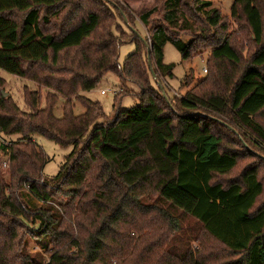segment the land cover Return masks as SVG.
I'll use <instances>...</instances> for the list:
<instances>
[{
	"label": "trees",
	"instance_id": "trees-1",
	"mask_svg": "<svg viewBox=\"0 0 264 264\" xmlns=\"http://www.w3.org/2000/svg\"><path fill=\"white\" fill-rule=\"evenodd\" d=\"M188 1L163 0L159 21L152 19L155 9L140 12L142 36L112 0H0V70L48 90L44 108L38 92L26 91L24 112L4 97L0 78V135L20 137L0 145L9 163L8 181L0 172V264H36L25 252L26 237L48 254V264H127L139 246L123 232L125 222L129 214L152 211L141 202L148 194L196 220L221 249L203 252L200 260L172 256L167 264H264V204L258 205L264 194V6L233 0L231 17L243 19L255 46L243 61L220 33L225 23L209 2L193 11L209 10L212 36L187 44L177 37ZM67 6L74 11L62 15ZM127 43L135 50L121 66L119 49ZM199 43L210 48L206 77L195 93L168 96L157 85L173 78L165 46L189 61ZM108 73L139 89V104L130 109L119 107L123 91L115 94L111 117L80 95ZM59 98L63 117L56 119ZM73 99L81 115H73ZM34 135L72 147L52 178L42 176L49 159ZM246 159L256 163L225 183L216 180ZM153 208L172 221L169 212Z\"/></svg>",
	"mask_w": 264,
	"mask_h": 264
},
{
	"label": "rangeland",
	"instance_id": "rangeland-1",
	"mask_svg": "<svg viewBox=\"0 0 264 264\" xmlns=\"http://www.w3.org/2000/svg\"><path fill=\"white\" fill-rule=\"evenodd\" d=\"M112 1L129 13V21L125 18L124 22L126 24L129 22L132 28L141 32L140 34L142 36H145L146 28L138 20L137 15L140 12L155 9L156 14L153 15L152 19L154 21H159L162 17L163 0ZM203 2L211 3V9L218 11L222 23H225V29L220 33L230 38L232 43H234L235 47L238 49L239 54L242 56L243 61H246L254 52L255 46L250 41L243 19L241 18V20H238L231 17L230 8L233 0H189L187 3L189 8H186L185 13L182 14L186 20L184 28H182L184 31L177 32V37L187 44L190 41H198L201 38V35L204 37L212 36L210 34L213 33V30L208 28L205 23V16L209 10H203L201 13L193 11V8L196 7L197 3ZM259 2L264 6V0H259ZM68 11L69 13H72L74 10L67 6L62 15H66ZM80 15L81 12L77 13V16ZM193 21L194 24L191 25V22ZM127 25L129 26V24ZM123 31L127 32L126 28H123ZM134 50L135 45L132 43L123 44L120 47L118 62L121 66L124 64L125 59L132 54ZM209 56L210 48H207L204 43H199L196 44L192 59L184 61L181 59L180 53H178L171 44H167L164 48V63L174 65L173 78L165 80L160 79V84L164 87L168 96L181 98L188 92L195 93L194 91L197 89L195 87L204 77H206L202 71L204 68L207 70L206 62ZM214 72L215 71H212V75ZM0 78L5 81V86L2 89L3 95L9 97L21 111H28L23 99V95L26 91L38 92V95L40 94L41 96L40 108L45 107L44 95L48 90L38 87L35 83H32L29 80L17 78L2 70H0ZM150 81L151 83H156V75L155 78H150ZM206 87L207 88H204L206 89L205 91L211 89V85ZM201 89H203V87H200V90ZM120 90L123 91V95L119 101V107L121 109H130L139 104L136 98L139 89L130 83H127L124 86L121 85L118 77L113 73L105 75L93 90L83 92L80 95L91 102L98 103L101 106L104 115L106 117H111L114 113V106L116 105L117 107L115 94ZM101 91H106V95H101ZM71 103L74 116L81 115L84 112L82 105L76 99H73ZM63 106L64 100L59 98L53 108V116L56 119H61L63 117ZM1 137L7 144H11L20 139L19 136L6 137L1 135ZM32 140L43 150L44 154L49 159V162L43 167L42 176L44 178H52L56 176L64 158L71 153L72 147H62L52 140L38 135H34ZM226 140L232 141L233 139L227 137ZM225 143L226 141L223 142V146ZM228 145L229 144H226V146ZM234 147L236 148L235 145H232L230 148ZM257 153L263 155L261 152ZM3 162H5L6 165L0 167L1 176L8 181L6 171L9 168V163L7 158L2 155V152H0V164L2 165ZM254 162L256 163V160L246 159L242 161L238 168L230 175L225 178L217 177L216 180L225 183L228 179H234L244 167ZM259 175L264 184V168L260 171ZM141 202L144 207H151L150 209H152V211H155V208L153 207L166 210L171 214L172 221L168 219L164 220L161 216L158 214L156 215L152 211L144 215L139 213L129 214L123 232L126 235L130 234L129 236L134 242L133 247L138 245L139 249L133 253V256L130 255L126 257L125 263L167 264L171 261L172 256L177 258L192 256L200 260V258H203V252L204 255L210 250H213L217 254L220 253V247L204 234L202 225L189 215L180 210L169 208L168 204L160 203L158 196L155 194L144 196ZM32 203L35 202L32 201ZM262 204H264V194L258 201V205ZM25 241V252L27 256L32 257L36 264H48V254L41 250L37 244H35L33 239L26 237ZM157 247H160V249H157ZM158 255H160V257H158ZM158 259H161L160 262ZM213 261L214 260H211L209 263L216 264ZM219 261H221V259H218L217 262ZM173 264H178V262Z\"/></svg>",
	"mask_w": 264,
	"mask_h": 264
},
{
	"label": "built area",
	"instance_id": "built-area-1",
	"mask_svg": "<svg viewBox=\"0 0 264 264\" xmlns=\"http://www.w3.org/2000/svg\"><path fill=\"white\" fill-rule=\"evenodd\" d=\"M202 73H203L204 75H206V74H207V70L204 68L203 71H202ZM114 93H115V92H114ZM100 94H101V95H106V91H101ZM116 94H117V93H116ZM0 145H7V143L4 141V139L1 137V135H0ZM5 165H6L5 162H3V163H2V166L4 167Z\"/></svg>",
	"mask_w": 264,
	"mask_h": 264
},
{
	"label": "water",
	"instance_id": "water-1",
	"mask_svg": "<svg viewBox=\"0 0 264 264\" xmlns=\"http://www.w3.org/2000/svg\"><path fill=\"white\" fill-rule=\"evenodd\" d=\"M150 66V65H149ZM152 77L153 78H155V74H152ZM157 82V81H156ZM157 85H158V87L162 90V86H161V84L159 83V82H157ZM163 95H164V93H163ZM4 97H5V95H4ZM164 98L166 99V101H167V98H166V96L164 95ZM233 132H234V130H232ZM261 157V156H260ZM263 160H264V157H261Z\"/></svg>",
	"mask_w": 264,
	"mask_h": 264
}]
</instances>
